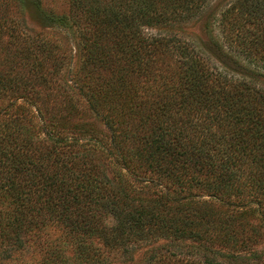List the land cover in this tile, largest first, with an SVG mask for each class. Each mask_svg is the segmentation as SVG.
<instances>
[{
	"label": "trees",
	"instance_id": "obj_1",
	"mask_svg": "<svg viewBox=\"0 0 264 264\" xmlns=\"http://www.w3.org/2000/svg\"><path fill=\"white\" fill-rule=\"evenodd\" d=\"M213 1L70 0L50 20L76 35L80 65L73 84L36 108L38 126L29 93L39 81L16 62L64 65L50 41L32 51L20 40L19 25L3 20L14 5L0 0V45L8 34L9 45L28 46L0 55L10 63L0 71L9 96L0 107V204L13 208L0 209L3 246L23 247L51 224L82 263L110 264L106 251L122 264H264V0ZM13 2L21 11L22 0ZM197 14L205 37L166 30ZM167 58L175 67H161ZM102 114L111 138L95 124ZM131 181L154 190L141 195ZM144 244L149 254L136 260ZM47 264L69 259L52 247Z\"/></svg>",
	"mask_w": 264,
	"mask_h": 264
},
{
	"label": "rangeland",
	"instance_id": "obj_2",
	"mask_svg": "<svg viewBox=\"0 0 264 264\" xmlns=\"http://www.w3.org/2000/svg\"><path fill=\"white\" fill-rule=\"evenodd\" d=\"M218 1V0H217ZM12 5H14L13 9H9L7 13L8 19H3L6 22L11 25L17 24L19 25V29H21L24 33L22 34L20 40H23L22 37H24L27 41H30L32 44V48H41L40 42L41 41H50L51 45L53 44L54 50L53 52L59 56V65H64V68H62V71L55 72V66L53 65L54 61L52 58L49 60L46 59L41 65L38 63H34L33 59L31 61L25 62H19L18 59L16 62L18 65L17 70L21 71V75H25L26 77H29L30 81H39V84L36 82L33 84L32 91L29 95L32 101L34 102L35 108L29 107L30 110H32V113H34V120L33 123L37 124L38 126H42L40 123V120L35 116L36 114V108H43L44 111V101L43 99H47V96L52 93L53 88H56L63 92V88L66 87V82L73 84L74 82L71 80V77L74 75L76 71H78L79 65H80V53L79 49H77V38L76 35L73 33V31L69 28H66L61 25H57L54 22L50 20V16L53 13L56 14H64L69 11L70 8V0H22L21 2V11H17L16 6L11 0ZM215 2V0L212 2V4ZM201 14V13H200ZM200 14H197L196 16H192L190 19V22L187 24H175L169 27V29H166L170 35L173 34H181V36H202L205 37V21L204 19H201L200 21H196L193 18L199 17ZM27 35V36H26ZM188 37V36H187ZM1 39L3 41L2 45H0V55L5 56L7 54H14L17 50L22 51L21 55H26L28 53H25L24 50L27 49L28 46H25L24 44L19 45H9L8 41L14 40L13 37H11L8 34L2 35ZM28 44V42L26 43ZM44 49V50H43ZM43 53L39 56H44L48 52L45 51L46 49L42 47ZM33 51V50H32ZM29 52V51H28ZM35 53L39 54V51H35ZM243 65H245L243 62H241ZM34 64L36 65V68H34ZM176 62L172 61L171 59H166L161 65L162 68H169V67H175L174 65ZM61 65V66H62ZM10 67V63H6L5 61L0 62V71H5ZM236 67V66H234ZM245 68L247 69V66L245 65ZM264 72V70H263ZM19 75V77H21ZM259 77V76H258ZM44 78L45 80H43ZM260 80L259 82L264 87V76L261 75V77L257 78ZM75 85V84H74ZM77 85V84H76ZM75 85V89L72 90V92L77 96L80 97L78 92V86ZM30 89V87H29ZM0 93V107H4L6 104H8L9 96L3 95ZM22 93V89L18 90V94ZM35 93V94H34ZM36 93L40 95L42 98H37ZM58 93V92H57ZM54 94V93H53ZM83 101H85L84 98H81ZM53 98L50 100H45V105L52 104ZM20 102V101H19ZM104 113V112H102ZM102 117H106L105 119L98 117L95 121V124L97 125V128L102 131V133L107 134L109 138L113 135V130L108 128L106 122L109 119L107 114H102ZM81 119L76 117L73 122L78 125L81 123ZM112 120V119H110ZM1 123V121H0ZM112 123V121H111ZM40 131V135L43 137H46L43 133L42 128L37 127ZM119 129V128H114ZM120 131V130H119ZM38 133V135H39ZM116 133V132H114ZM118 136V134H116ZM124 172H126L125 169H123ZM142 176H147V174H143L142 172L138 173ZM136 177H134L135 179ZM133 180V178H131ZM134 188L137 191H140L141 195H145L147 193L153 192V187L150 184H147L143 181H131ZM6 204H0V209L7 208V209H13L11 207H4ZM109 221H113L111 218H109ZM27 243L23 247H19V245H16L15 247H5L0 243V263L1 264H47L48 259H50V250L51 248H62L64 251V255L69 259V264H92L91 262H79L75 259V253L77 252L75 249V245L71 243L70 239L63 233V231L59 230L58 228H55L51 224H47V226H42L40 229L36 230L33 229L32 234H29L28 237H26ZM164 242V241H161ZM97 243V242H96ZM136 250L132 252L134 258L136 260L141 259L144 254H149V250L151 249V246L148 244L144 245H136ZM219 247V246H217ZM222 248V247H221ZM260 249L264 250V241L263 244L260 246ZM5 251V252H3ZM222 251L226 252L225 249H222ZM3 252V253H2ZM106 258L112 257V262L110 264H122L120 260H116V257H114V253L104 252ZM225 260V259H224ZM223 261V260H222ZM226 262V260H225ZM129 264V262L127 263Z\"/></svg>",
	"mask_w": 264,
	"mask_h": 264
}]
</instances>
